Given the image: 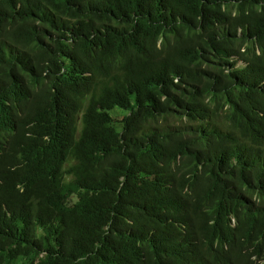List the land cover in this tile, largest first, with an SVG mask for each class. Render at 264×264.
I'll list each match as a JSON object with an SVG mask.
<instances>
[{"label": "trees", "instance_id": "obj_1", "mask_svg": "<svg viewBox=\"0 0 264 264\" xmlns=\"http://www.w3.org/2000/svg\"><path fill=\"white\" fill-rule=\"evenodd\" d=\"M0 264H264V0H0Z\"/></svg>", "mask_w": 264, "mask_h": 264}, {"label": "rangeland", "instance_id": "obj_2", "mask_svg": "<svg viewBox=\"0 0 264 264\" xmlns=\"http://www.w3.org/2000/svg\"><path fill=\"white\" fill-rule=\"evenodd\" d=\"M113 114V112H107V113H104L103 115H102V118L106 121V122H108L109 120H110V117H111V115ZM114 116L115 117H121V115L120 116H116V114L114 113ZM162 122V121H161ZM171 123H177V122H171Z\"/></svg>", "mask_w": 264, "mask_h": 264}]
</instances>
